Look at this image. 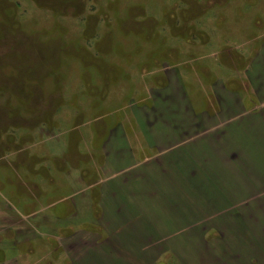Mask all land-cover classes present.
<instances>
[{
	"label": "rangeland",
	"instance_id": "obj_1",
	"mask_svg": "<svg viewBox=\"0 0 264 264\" xmlns=\"http://www.w3.org/2000/svg\"><path fill=\"white\" fill-rule=\"evenodd\" d=\"M263 40L264 0H0V225L16 220L11 210H31L28 194H37L39 184H45V171L62 185L68 166L89 165L92 149L105 135L104 122L127 118L134 105L150 99L149 89L156 94L154 89L165 86L166 76L176 72L171 67L179 65L177 72L190 79L186 90L200 111L207 102L204 82L214 73L209 75L203 67L193 69L189 61L205 62L210 52H222L218 67L228 74L229 83L236 69L247 65L248 57L238 45L248 44L254 51ZM226 48L227 52L221 51ZM127 132L136 139L128 125ZM50 141L52 146L64 144L65 150L54 154ZM195 154L203 156L202 148ZM257 156L264 161L262 154ZM165 170L154 173L156 192L129 207L130 224L118 234L126 251L119 247L109 251L106 243L93 250L99 236L100 242H106L93 219L79 227L91 233L65 243L59 237L66 235L61 230L71 219L63 216L74 210L69 203L59 202L52 211L62 219L52 220V237L39 236L17 248L7 243L8 249H0V261L19 256V264H91L92 256L107 259L110 255L133 264H264V185L254 187L260 192L257 201L242 202L234 196L224 203L229 214L242 210L243 217L222 214L197 219L201 227L211 224L224 232L196 235L200 244L193 250L188 249L191 234L186 223L192 219L179 221V217L224 210L223 203L200 207L207 194L218 201L223 186H191L177 171ZM68 191H72L69 186H54L36 204L37 210L44 209L47 198L59 199ZM154 220L158 221L154 224ZM140 221L147 225L140 226ZM75 229L73 225L67 230ZM145 230L158 231L180 245L178 255L172 250L140 251L146 238L161 235L147 236Z\"/></svg>",
	"mask_w": 264,
	"mask_h": 264
},
{
	"label": "crops",
	"instance_id": "obj_2",
	"mask_svg": "<svg viewBox=\"0 0 264 264\" xmlns=\"http://www.w3.org/2000/svg\"><path fill=\"white\" fill-rule=\"evenodd\" d=\"M246 46L249 47L248 44L242 43L238 48L248 57L247 65L242 69H236L229 83L228 74L218 67L222 62V52H210L203 59H206L205 62H201L200 58L189 61V66L193 69L203 67L209 75L214 73L204 82L207 102L202 110L197 111L193 106L185 85L186 80L190 79L185 77L184 72L178 73L180 66L175 65L171 67V70L175 69V73L167 75L165 72L167 75L165 86L154 89L158 90L156 94H153V89H149L150 99L145 98L139 105H134V110L129 112L127 118L124 116L104 122L105 135L101 144L92 149L91 158L86 162H90L89 165L68 166L63 172L62 185L57 184L52 172L48 175L45 171L43 176L45 184L40 183V188H36L34 183L37 194H28L31 210L24 213L18 208V213L14 210L9 212L16 217V220L11 223L4 221L0 225V249H8L7 243L17 248L21 244L34 241L39 236L52 237V220L62 219L52 209L59 202H67L74 212L63 216L64 220L71 219V223L64 222L63 228L62 225L59 227L62 228L61 233L66 234L59 237L67 241L65 243H69L72 237L81 233H91L79 227L81 223L93 219V223L97 224L101 231L99 234H103V239L106 238V242L102 243L99 236L92 244L93 250L99 251L100 245L106 243L107 249L114 250L119 247L126 251L121 245V236L118 234L121 235L122 230L130 224L128 223L129 207L138 206L143 202L144 197L156 192L158 179L153 177L160 168L177 171V174L183 177L184 181L188 180L191 186L209 184L213 185L212 187H221V184L223 186L219 194L222 196L218 201L213 198L215 195L207 194L201 199L200 207L213 208L223 203L224 210L214 211L213 214L203 210L198 216L196 213H192L189 217L180 215L179 221L192 219L186 222L189 224L191 234L187 238L190 243L188 249L198 248L197 244H200V241L196 242V235L200 233L206 235L213 231L224 232L211 224L201 227L197 219L221 218L222 214H225V217H243L242 210L229 214V207L224 203L232 202L234 196L235 200L242 202L257 201L260 192L254 187L264 185V161H260L257 156L259 154L264 156V40L254 51ZM224 50L227 52V48L221 51ZM211 58H214L213 62ZM240 89L247 91L248 95H242ZM148 100L150 103L147 102ZM127 125L136 132L135 140L128 135ZM52 145L50 141V146ZM63 145L52 146L50 150L54 154L62 153L65 150ZM198 148H202L203 153L199 158L195 154ZM178 152L184 154L178 156ZM137 170L139 171L135 173ZM64 185L69 186L72 191L59 196V199L47 198L44 209L37 210L36 204L41 202L42 198L49 196L54 186L58 188ZM237 195L245 197L239 198L236 197ZM230 208L232 211V207ZM136 211L139 213L141 210ZM151 217L158 219L157 215ZM157 221L152 222L155 224ZM145 224L147 225L146 221L139 222L140 226ZM73 225L76 226L74 231L67 230ZM143 233L150 236L159 232L145 230ZM4 237L11 238L4 240ZM166 237L161 234L146 238V243L140 251L172 250L178 255V250L182 247L176 246L174 241ZM167 239L169 244H165ZM10 240L12 242H8ZM116 258L117 256L110 257V255L107 259L92 256L91 264H108L106 263L108 261L115 264L119 262ZM79 259L82 258L77 260ZM124 259L123 263L122 261L119 263L128 264L129 260ZM17 260L19 261V256H12L3 262L0 261V264H19ZM76 264H84V262ZM139 264L150 263L139 261Z\"/></svg>",
	"mask_w": 264,
	"mask_h": 264
}]
</instances>
